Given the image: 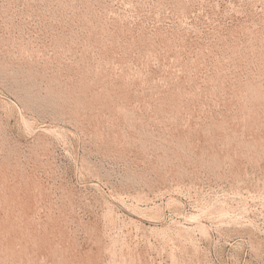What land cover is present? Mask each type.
I'll return each mask as SVG.
<instances>
[{"label":"rangeland","instance_id":"obj_1","mask_svg":"<svg viewBox=\"0 0 264 264\" xmlns=\"http://www.w3.org/2000/svg\"><path fill=\"white\" fill-rule=\"evenodd\" d=\"M0 264H264V0H0Z\"/></svg>","mask_w":264,"mask_h":264}]
</instances>
